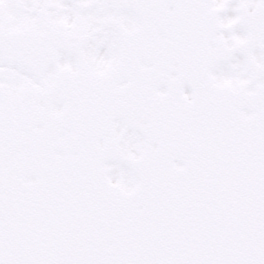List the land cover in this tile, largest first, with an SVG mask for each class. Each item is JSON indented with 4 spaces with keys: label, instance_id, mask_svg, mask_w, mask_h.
I'll return each instance as SVG.
<instances>
[{
    "label": "snow or ice",
    "instance_id": "1",
    "mask_svg": "<svg viewBox=\"0 0 264 264\" xmlns=\"http://www.w3.org/2000/svg\"><path fill=\"white\" fill-rule=\"evenodd\" d=\"M0 264H264V0H0Z\"/></svg>",
    "mask_w": 264,
    "mask_h": 264
}]
</instances>
